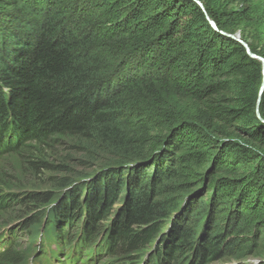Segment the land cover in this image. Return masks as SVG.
Segmentation results:
<instances>
[{"label": "trees", "instance_id": "trees-1", "mask_svg": "<svg viewBox=\"0 0 264 264\" xmlns=\"http://www.w3.org/2000/svg\"><path fill=\"white\" fill-rule=\"evenodd\" d=\"M14 2L11 20L30 30L0 24V160L12 164L0 163V225L19 222L32 242L44 221L42 257L56 241L62 264L104 252L108 264L247 257L224 226L196 238L197 216L173 217L178 200L150 191L165 178L181 199L211 192L238 228L264 232V71L229 36L264 60V0ZM63 148L103 158L102 169L65 177ZM11 239L0 264L19 262Z\"/></svg>", "mask_w": 264, "mask_h": 264}, {"label": "rangeland", "instance_id": "rangeland-1", "mask_svg": "<svg viewBox=\"0 0 264 264\" xmlns=\"http://www.w3.org/2000/svg\"><path fill=\"white\" fill-rule=\"evenodd\" d=\"M2 2L4 3V5H3L4 8L2 10L0 9V24L3 26H6V27L8 25V27L10 29L12 26H14L17 29L22 30V31H20L21 34L27 33L28 31L26 29L30 30V27L28 24H25L24 21H22L21 22L22 26H21V24H19L20 21L18 22V18L11 20V19H13L12 15L18 14L17 10H18L19 5L17 3H15L14 0H2ZM24 2H25V4H27V7L32 6L31 0H24ZM41 3H44V2L42 1ZM76 11H77L76 8L72 7V9H70V14H73ZM23 13H25V12H23V11L20 12V14H23ZM68 14H69V12H68ZM26 16H28V17H24L22 20H24L25 18H30V16H32V15L26 14ZM67 16L68 15L65 16V19ZM8 19H10V20H8ZM235 35L239 37L238 31L235 33ZM149 131H150L149 132L150 134L153 133L150 129H149ZM64 148H63L62 156L65 157L68 155L67 156L68 159H66L65 161H66V168L69 169L68 172H70V174H68V173L64 174L65 177L77 178V177H81L85 174L90 175L94 172L99 173L100 170L102 169L101 163H104L103 158L92 157V156L89 157L86 150L84 153H81V151H79V150H76V151L74 150L73 152L64 153L65 152ZM171 157H172V154H171ZM3 161H4V159L0 160V163ZM171 165H172V162H170L169 166H171ZM4 166L9 167V169H10L12 164H10L9 161H4ZM176 173H177V170H176ZM178 173H179V170H178ZM59 175H61V174H59ZM174 179H176V180L180 179L181 180V176L177 175L176 178H172V181H174ZM150 180H151V178H150ZM162 182H166V179L161 178L159 181L157 180L155 182L154 186H152V190L150 191L151 198L154 200H160V201L166 200L168 198H170L173 201L178 200V202H179L178 206L172 212L173 217L177 213L182 212L184 208L190 209L189 214L187 215V218L191 219L190 221H192V222H193L195 216H197L196 219H198V221H197L198 225H197V227H194L196 238L202 232L204 234H208L210 231H212L216 227V224H217L220 227L224 226V228H222V230H221V233H222L224 238H226L227 240L237 241L236 245H234L232 248L235 252H237L238 249L241 248L243 245L247 249V253H249V255L242 260L222 259V260L212 261L209 264H264V232L259 227L256 229H254V227H253L250 229V231L247 229H244V228L243 229L238 228V224H235V221L233 219L234 218L233 216H235L234 212H231L230 210H224V211H222L221 214L218 212V210H220L221 206H223L221 204V202H219L218 197H215L214 205L212 207L210 206L211 204L209 201L211 199V192H209V193L208 192L207 193L206 192H203V193L200 192L197 194L196 199L193 197V195H189L188 198H185V199L182 198L181 199V194L184 193L183 190H178L177 188L172 187V183L164 185ZM2 191L5 193H8L5 190H2ZM22 193H23V191H21V192L19 191L18 196H19V194H22ZM15 194L17 195V193H15ZM197 197H198V199H197ZM179 199H181V202L179 201ZM190 203H191V205H189ZM198 206L199 207L201 206V207L198 210L196 209L197 211H195V208H197ZM49 207H50V205L48 207L46 206L47 209ZM18 208H20V206H18ZM46 208H43V209H46ZM43 209L39 208L38 210H43ZM193 211H195V212L193 213ZM192 213H193V215H192ZM166 220L167 219H165V221ZM169 221H170V219H168L166 223H169ZM177 221L180 222V218H178ZM185 221H184V224L187 222V221L186 222ZM161 222L163 224H165L164 221H161ZM18 223L19 222L14 220L13 222H10L8 224H1L0 225V235H3L5 237V239H7V240L11 239V235L9 232L17 226L19 228L18 236H16L14 239L13 238L11 239V244H13L15 247L14 251H21V254H22L19 258V262L16 264H56V263H59L57 261L59 259H62L64 254H60L58 256L59 258H52L51 263L45 262L39 258L40 254L43 252V250H41V249H44V246H45V243H44L43 237H42V235L44 233L43 232L44 221H42V223H41L42 227L40 229V235H38L37 238H35L34 241H32V242L28 238L27 232L25 230H23L22 226L18 225ZM168 230L169 229H167V230L165 229L166 234H167ZM244 230H247V231H244ZM197 233H198V235H197ZM203 233H202V235H203ZM16 238H18V239H16ZM0 240H4L3 237H0ZM160 241L162 242L163 238H161ZM228 242H230V241H228ZM74 244H77V241H74ZM23 251L25 253H23ZM104 254H105V252L102 253L101 255H98L96 257V259L94 260V263L95 264H101V262H102V264H108V263H106V260L108 257H105ZM188 255H189V253H186L183 256L186 258ZM140 264H146V261L143 259Z\"/></svg>", "mask_w": 264, "mask_h": 264}, {"label": "water", "instance_id": "water-1", "mask_svg": "<svg viewBox=\"0 0 264 264\" xmlns=\"http://www.w3.org/2000/svg\"><path fill=\"white\" fill-rule=\"evenodd\" d=\"M198 3H199V5L202 7L201 3H200V2H198ZM202 8H203V7H202ZM209 21H210V23H211L213 26L215 25L214 22H213L211 19H209ZM229 36L232 37V38H234V39H236L237 41H239V42L245 47L247 53H248L251 57L260 60V61L262 62V71H264V60H263L262 58H260L259 56H257L256 54L250 52V51H249V48H248V46H247V44H246L245 42L241 41L240 38H239L238 36H236V35H231V34H229ZM262 89H263V82L261 83L260 87L258 88L257 99H256V106L258 105L259 95H260Z\"/></svg>", "mask_w": 264, "mask_h": 264}]
</instances>
